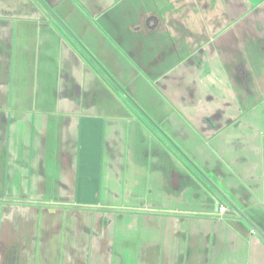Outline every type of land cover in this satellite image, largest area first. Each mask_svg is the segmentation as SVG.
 I'll return each mask as SVG.
<instances>
[{
  "label": "crops",
  "instance_id": "crops-1",
  "mask_svg": "<svg viewBox=\"0 0 264 264\" xmlns=\"http://www.w3.org/2000/svg\"><path fill=\"white\" fill-rule=\"evenodd\" d=\"M45 3L0 0V264H264L176 151L264 236V0Z\"/></svg>",
  "mask_w": 264,
  "mask_h": 264
},
{
  "label": "rangeland",
  "instance_id": "rangeland-1",
  "mask_svg": "<svg viewBox=\"0 0 264 264\" xmlns=\"http://www.w3.org/2000/svg\"><path fill=\"white\" fill-rule=\"evenodd\" d=\"M100 69V68H99ZM101 70V69H100ZM107 76V75H106ZM106 80L110 83V84H113V82L109 79V77L107 76V78H106ZM144 81V80H143ZM149 82H145L147 85H148V87H149V89L148 88H146V90H150L151 91V93L153 94V92L152 91H155L156 93H158V91H157V89H156V87H154L153 86V83H155V82H153V81H151V80H148ZM123 88H125L124 90L129 94V96L130 97H132L133 98V96H134V94L132 93V91L131 90H129L127 87H123ZM144 89H141V91H143ZM121 91V90H120ZM121 93L126 97V98H128V96L126 95V93H124L123 92V90L121 91ZM154 95V94H153ZM133 99H135V98H133ZM140 103V104H139ZM133 104H134V107H136V109H138V111H139V113L140 114H138V116L139 115H142L143 117H144V119H145V122H146V125L147 126H149V128H151V129H153V130H155L158 134L160 133L161 134V138L163 139V141H165V139H166V137L165 136H167L168 135V133H169V129L167 128V125H165V123H166V119L167 118H163L162 120H158V119H156V118H154L152 115H151V113L150 114H148L149 115V117L151 118H147V115L145 116L143 113H142V109L141 108H143L144 110L146 109V107H145V105L142 103V102H136V101H133ZM141 106V107H140ZM170 118V117H169ZM166 141L168 142V143H170L171 144V142L168 140V139H166ZM164 146V148H168L167 147V145L165 146V145H163ZM175 150H176V148H174ZM177 153L184 159V161H185V163H186V165H188L189 166V169H190V171L188 170V169H186L187 171H188V174L189 175H192V176H198V177H201V178H204V177H208L207 175V173H206V171H205V169H204V164L203 163H201V162H198L195 158H191V155H190V153H188L187 151H185L183 148H177ZM187 156V157H186ZM217 164V163H216ZM166 168V167H165ZM169 168V167H168ZM195 180H197V179H195ZM202 180H205V179H202ZM209 180V182L211 183V184H213L218 190H219V186L214 182V180L213 179H208ZM198 181V180H197ZM204 182H206V183H208V181H204ZM197 184L204 190V188H203V186L201 185V183L200 182H197ZM208 185H209V183H208ZM205 191V190H204ZM220 191V190H219ZM208 197L210 196V194H209V192L206 194ZM212 198H213V196H212ZM233 219H237V218H233Z\"/></svg>",
  "mask_w": 264,
  "mask_h": 264
},
{
  "label": "water",
  "instance_id": "water-1",
  "mask_svg": "<svg viewBox=\"0 0 264 264\" xmlns=\"http://www.w3.org/2000/svg\"><path fill=\"white\" fill-rule=\"evenodd\" d=\"M39 1L44 5L45 8H47L50 11L51 15L57 19L55 14L53 12H51V10L48 8L47 4L45 3V0H39ZM57 20L59 21V19H57ZM68 32H69V30H68ZM78 44L80 45L79 42H78ZM80 46L83 47L82 45H80ZM98 66L101 68L102 71L104 70V67L100 63ZM106 74H107V76L109 75L107 72H106ZM205 180L208 181L209 185H208V183H207V185L214 191L215 195L220 200L217 203V205H215V209H214L215 213L216 214L218 213L219 205L221 204V202H223V204H225L227 207V211L223 215V218L227 219V218L236 217L237 219L242 220L245 224H247V226L252 230V232L255 235H257L264 242V236L262 235V233L247 219V217L232 203V201H230L223 193H221V191H219L213 184H211L208 179H205ZM205 180H203V181H205Z\"/></svg>",
  "mask_w": 264,
  "mask_h": 264
},
{
  "label": "built area",
  "instance_id": "built-area-1",
  "mask_svg": "<svg viewBox=\"0 0 264 264\" xmlns=\"http://www.w3.org/2000/svg\"><path fill=\"white\" fill-rule=\"evenodd\" d=\"M226 210H227L226 206L221 202L218 210V215L223 216Z\"/></svg>",
  "mask_w": 264,
  "mask_h": 264
},
{
  "label": "flooded vegetation",
  "instance_id": "flooded-vegetation-1",
  "mask_svg": "<svg viewBox=\"0 0 264 264\" xmlns=\"http://www.w3.org/2000/svg\"><path fill=\"white\" fill-rule=\"evenodd\" d=\"M192 179H209L208 177H204V178H201V177H198V176H193ZM210 188V187H209ZM225 205V204H224ZM226 206V205H225Z\"/></svg>",
  "mask_w": 264,
  "mask_h": 264
}]
</instances>
